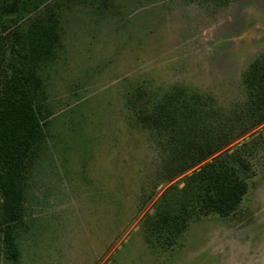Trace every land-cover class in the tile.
<instances>
[{
    "label": "rangeland",
    "instance_id": "1",
    "mask_svg": "<svg viewBox=\"0 0 264 264\" xmlns=\"http://www.w3.org/2000/svg\"><path fill=\"white\" fill-rule=\"evenodd\" d=\"M15 37L35 62L43 47L46 111L8 218L0 206V264H264V123L197 166L244 148L237 207L195 211L168 239L149 217L193 169L167 179L166 137L137 122L176 90L204 129H238L264 0H0V87Z\"/></svg>",
    "mask_w": 264,
    "mask_h": 264
},
{
    "label": "trees",
    "instance_id": "2",
    "mask_svg": "<svg viewBox=\"0 0 264 264\" xmlns=\"http://www.w3.org/2000/svg\"><path fill=\"white\" fill-rule=\"evenodd\" d=\"M13 41L10 72L0 87V206H3V218L9 217L19 197L20 174L29 160L33 142L40 138L46 111L41 100L45 84L37 78L43 65L38 59L43 47L37 39L32 41L37 53L38 61L35 62L24 53L20 38L15 37ZM242 82L247 95L242 109L236 113L238 129H226L218 122L204 129L199 100L179 97L176 90L156 103L147 100L142 108L139 107L137 122L166 137L169 155L162 171L167 179L193 169L176 202L158 207L149 217L150 226L164 238L169 239L185 228L195 211L228 215L245 194L250 167L242 157L243 147L197 168L253 127L264 123V54L248 66Z\"/></svg>",
    "mask_w": 264,
    "mask_h": 264
}]
</instances>
